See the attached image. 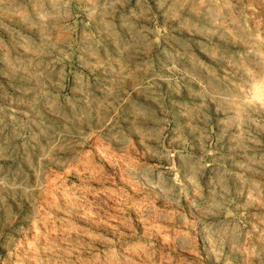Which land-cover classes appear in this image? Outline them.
Masks as SVG:
<instances>
[{
  "label": "rangeland",
  "instance_id": "374dc122",
  "mask_svg": "<svg viewBox=\"0 0 264 264\" xmlns=\"http://www.w3.org/2000/svg\"><path fill=\"white\" fill-rule=\"evenodd\" d=\"M0 264H264V0H0Z\"/></svg>",
  "mask_w": 264,
  "mask_h": 264
}]
</instances>
